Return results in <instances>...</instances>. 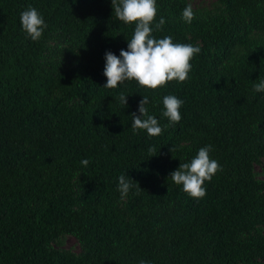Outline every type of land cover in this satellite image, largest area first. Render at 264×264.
Listing matches in <instances>:
<instances>
[{
  "label": "trees",
  "instance_id": "trees-1",
  "mask_svg": "<svg viewBox=\"0 0 264 264\" xmlns=\"http://www.w3.org/2000/svg\"><path fill=\"white\" fill-rule=\"evenodd\" d=\"M29 5L47 24L38 41L19 21ZM156 5V39L200 48L189 79L108 89L104 54L135 28L111 0H0V264H264V0ZM166 95L184 101L174 125ZM143 96L162 135L132 131ZM207 145L222 170L191 198L169 173ZM122 174L142 190L121 199Z\"/></svg>",
  "mask_w": 264,
  "mask_h": 264
},
{
  "label": "clouds",
  "instance_id": "clouds-1",
  "mask_svg": "<svg viewBox=\"0 0 264 264\" xmlns=\"http://www.w3.org/2000/svg\"><path fill=\"white\" fill-rule=\"evenodd\" d=\"M111 7L118 20L125 24L135 23V28L131 40L127 43V50L121 49L119 56L111 51L105 52L103 75L106 77V83L102 87L115 89L127 80H135L147 89H158L170 81L185 82L189 79L192 67L190 60L199 54L200 48L191 44L173 43L171 36L156 39L152 35L153 31L162 30L165 24L164 18L161 17L153 27L158 10L156 0H111ZM181 16L186 23L195 19L191 5L182 10ZM19 21L26 38L32 41H38L47 28L42 14L31 5L19 14ZM253 89L255 92H264V79L254 83ZM126 97L123 93L118 97L125 107ZM148 103V97L143 96L138 104L140 115L131 114V128L134 133L145 130L150 137H156L163 134V128L154 116L148 114L145 107ZM183 103V100L174 95L163 97L162 115L168 119L169 125L180 122V108ZM212 150V145L201 147L190 162L180 163L175 171L169 173L172 182L181 186L182 191L191 198L202 199L206 195V188L203 186L205 182H210L213 176L222 170L219 162L210 157ZM155 151L154 148H149L150 153ZM154 155L156 154L151 156ZM80 163L87 167L89 160L85 159ZM134 184L141 189L137 182L126 174L118 177L121 199L127 196ZM139 264L150 262L142 259Z\"/></svg>",
  "mask_w": 264,
  "mask_h": 264
},
{
  "label": "rangeland",
  "instance_id": "rangeland-1",
  "mask_svg": "<svg viewBox=\"0 0 264 264\" xmlns=\"http://www.w3.org/2000/svg\"><path fill=\"white\" fill-rule=\"evenodd\" d=\"M193 5H198V4H209L213 0H191ZM256 170L259 172L261 171V167H256ZM64 247L66 249H70L74 252L78 251V246L76 244V241L72 237H67L64 243Z\"/></svg>",
  "mask_w": 264,
  "mask_h": 264
}]
</instances>
